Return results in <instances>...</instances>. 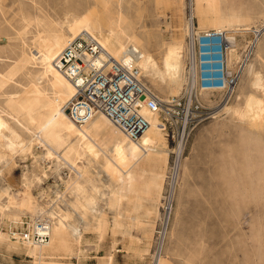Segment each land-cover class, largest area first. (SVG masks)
<instances>
[{"label": "rangeland", "instance_id": "1", "mask_svg": "<svg viewBox=\"0 0 264 264\" xmlns=\"http://www.w3.org/2000/svg\"><path fill=\"white\" fill-rule=\"evenodd\" d=\"M190 20L236 38L229 57L239 79L230 95L200 91L189 77ZM262 26L264 0H0V264H264V111L255 104L264 108V28L253 31ZM81 31L150 55L153 72L140 67V76L160 97L191 86L199 105L182 149L153 127L147 135L157 150L116 166L113 144L133 142L100 114L83 127L93 153L69 131L67 111L53 117L68 97L34 55ZM170 47L181 49L173 78L163 67ZM11 132L20 144L13 151ZM167 196L170 216L157 240ZM56 214L83 230L79 240ZM40 217L52 219L64 242L38 262L7 231Z\"/></svg>", "mask_w": 264, "mask_h": 264}, {"label": "built area", "instance_id": "2", "mask_svg": "<svg viewBox=\"0 0 264 264\" xmlns=\"http://www.w3.org/2000/svg\"><path fill=\"white\" fill-rule=\"evenodd\" d=\"M193 28L187 33L186 52L188 72L190 69L196 89L230 95L239 75L238 70L229 65L226 31L196 28L192 31ZM122 58L119 60L109 54L90 32L81 31L68 40L53 63L74 89L65 106L69 118L83 127L101 113L127 138L137 140L149 125L142 113L145 108L157 113L161 131H170L178 142L179 134L186 136L197 117L195 109L199 103L192 99L191 88L185 87L180 95L160 97L142 81L135 57ZM162 208L164 222L156 232L157 240L167 229L171 210L169 196L164 199ZM17 224L8 229V237L37 244L48 240V235L42 233L46 228L43 220L22 219Z\"/></svg>", "mask_w": 264, "mask_h": 264}, {"label": "bare ground", "instance_id": "3", "mask_svg": "<svg viewBox=\"0 0 264 264\" xmlns=\"http://www.w3.org/2000/svg\"><path fill=\"white\" fill-rule=\"evenodd\" d=\"M74 25H75V28L73 29V31H75L77 29V27H78L76 21L74 22ZM192 28H193V24H192V21L190 20L189 21V31ZM263 28L264 27L262 26V28H260V29L253 30L255 32L256 36H258L262 32V29ZM196 29L205 30V29L200 28L199 26ZM206 29L225 30V31H227L226 29L221 28V27H219V28H206ZM236 29H239V28H236ZM194 30H195V28H193L192 31H194ZM227 33L228 32H226V39L229 42V47H230L229 55H231V53L233 52V50L235 48L234 46L236 44L235 43V41H236L235 39L236 38L234 39V36L233 35L229 36V34H227ZM75 36L69 37L66 40L65 44H64V42L62 40L63 38L61 39L60 37L59 38L57 37V38H55L52 41V43L49 46H47V48H45L43 50H40V51H37V54L34 55V59L37 60L40 63V65H41V67L43 69V75L44 76H48V77L50 76L52 79H54L55 81L54 80L53 81L56 82V83H58L59 86H61L65 90V92H66L65 95L68 97L65 100V102L61 105V107H57V109L54 110L53 117H56V116L60 115L62 118H65V113H66L65 112L66 111L65 106L67 105L69 99L74 94V89H73L72 84L55 68L53 62L56 59V57L59 55V53L62 51V49L64 48V46L68 42V40H70L71 38H73ZM102 40H103V43H102L101 40H99V41L101 42V44L104 46V48L106 49V51L109 54H111L114 57L117 54H120V55L116 56V58H118L119 60H122L123 59L122 57H126V56H129V55H133L135 57V60H136V66L140 70V75L142 73L140 67H142L146 71L149 70V71H152L153 72V69L155 67V62L150 57V55H143L142 53H140V51L138 50V48L135 47V46H133V45H128V47L126 46L124 48V50L122 48L119 51H117L110 44L109 40H107L105 38L102 39ZM164 55H165L164 56V59H163V67H164V70H165L164 72L166 74H168V75L170 74V76L172 77L173 75H176V73L179 71V68H180L181 49H180V47H172V48L170 47L167 50L166 54H164ZM124 59H128V58H124ZM230 63L231 62H230V57H229V65H231ZM248 72L249 71L247 70V75H248ZM189 77L193 79V77L191 75V70L190 69H189ZM253 85L259 86V87H263V84L261 83V78L259 76H257V77L255 76V80L253 81ZM188 87L191 88V86H189V85H188ZM255 104L259 108L260 111H264V108L260 105L261 102H259V100H256L255 101ZM142 113L147 118V120L149 121V125L145 129V131L141 134V136L137 140H130L129 138H127L121 132L128 140L132 141L133 143L130 146L129 145L125 146L124 143L122 144V143L116 141L117 143H114L113 144L111 153H113V156H112L113 157V164H115L116 166H118L119 164L120 165H122L124 163L126 164V162L129 159H131V158L134 159L135 161L136 160H139L138 159V155H139L138 153H139V151L148 155L150 152L152 153V152H155L157 150V142H156V140L154 138H152V137H148L147 132H148L149 129H151L153 127L156 128V129H158L159 131H161L160 126H159L160 125L159 124V120L157 119L158 121H153V118H151V115H153L156 118H158V115H157V113L150 112V111H148L145 108L142 110ZM67 116L68 115L66 114V117ZM100 116L103 117L104 119H106V121L110 122L103 114L100 113ZM67 118H68V120L70 122L73 123V124H70L69 125V131L70 130L75 131L76 132V135H78V137L80 139L82 138V140L85 141L84 142V145H83L84 146L83 147L84 148V151H87V152H90V153L92 151H94L95 149L93 147V144L90 142V138H89L90 134H87L88 133V132H86L87 130L86 131L83 130V129H85L83 127L84 126H87L88 124H90L92 122V119L94 117L92 119H90V121L86 125H84L83 127H79L78 125H76L69 118V116ZM74 125L76 127H78L82 131L77 130V128H75ZM93 125L95 127H98L94 123H93ZM5 128H7V124L4 122L3 119L0 118V137H2L4 135L3 134V129H5ZM58 138L60 140L61 137H58ZM185 138H186V136H182L181 137V135L179 134L177 146H179L181 149H182V146H183V143H184ZM62 139H65V138L62 137ZM17 140H19V139H16V136H14L13 133H12V135L10 134L9 137H7L6 146L8 147V149H10V151H13L15 148H17V145L19 144ZM21 144H22V146H24L23 145V142ZM48 153H50V152H48ZM109 165H110V163H109ZM127 176H128V178L131 177L130 173H128ZM55 216H58V215L56 214ZM58 217L57 218L55 217V218L58 219ZM63 218L62 217L61 218L59 217V219H58V221L60 223V226L64 230L70 231V234H71V236L73 237L74 240H79L80 237H81V234H82V231L83 230L80 229V228H78V226L77 227H74V226L68 225L67 223L65 224V222H63L64 221ZM36 219H39V220H43L44 221V226H46V228L43 229L42 233L48 235V240L46 242H43L42 244H37V243H34L32 241L26 242V241H21L19 239H17V240L16 239H13V240H16V241L21 242L22 244L28 245L29 247L26 248L25 255H27L28 257L34 258L35 260H38V262H39V261H41L42 258H44L47 255L46 252H49L50 253V252H52V251H54L56 249L57 244L58 245L59 244L60 245L63 244V242H64L63 236L64 235H62V234H55V233L52 234V230H51V227H52V224H53L52 219H49V218L45 219V218H41V217L40 218H36ZM79 224H81V225L83 224L82 219H80V218H79ZM11 239H12V237H11ZM55 252H56V250H55Z\"/></svg>", "mask_w": 264, "mask_h": 264}]
</instances>
